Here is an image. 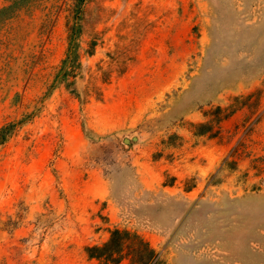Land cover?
Instances as JSON below:
<instances>
[{
  "label": "rangeland",
  "instance_id": "obj_1",
  "mask_svg": "<svg viewBox=\"0 0 264 264\" xmlns=\"http://www.w3.org/2000/svg\"><path fill=\"white\" fill-rule=\"evenodd\" d=\"M8 124L0 264H264V0H0Z\"/></svg>",
  "mask_w": 264,
  "mask_h": 264
},
{
  "label": "trees",
  "instance_id": "obj_2",
  "mask_svg": "<svg viewBox=\"0 0 264 264\" xmlns=\"http://www.w3.org/2000/svg\"><path fill=\"white\" fill-rule=\"evenodd\" d=\"M84 0H80L83 2ZM80 4L78 3V8L80 9ZM81 11V10H80ZM75 38L76 32L73 30L69 35V47L67 49L66 57L62 60V68L66 69L68 62L74 61V47H75ZM223 108L216 106L211 112L212 118L206 122L197 123L194 126L195 135H203L210 133L212 130L213 123H218L221 118H225L228 114H222ZM209 114V113H208ZM11 129V125H5L0 127V143H2L7 134ZM137 239L139 240L140 245L133 247L128 245V240ZM125 249L134 251L135 253L144 254V262L149 263L155 257V251L152 247L149 246L148 242L143 240L136 233H131L128 230L113 229L110 232V237L107 241L103 242L100 245L87 246L85 248L87 257L89 259H96L99 261L98 264H117L125 256Z\"/></svg>",
  "mask_w": 264,
  "mask_h": 264
}]
</instances>
